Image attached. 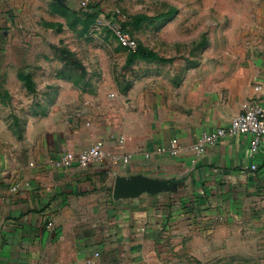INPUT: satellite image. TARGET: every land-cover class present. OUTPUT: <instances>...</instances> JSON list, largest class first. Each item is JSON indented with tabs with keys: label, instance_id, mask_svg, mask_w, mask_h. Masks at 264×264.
<instances>
[{
	"label": "crops",
	"instance_id": "1",
	"mask_svg": "<svg viewBox=\"0 0 264 264\" xmlns=\"http://www.w3.org/2000/svg\"><path fill=\"white\" fill-rule=\"evenodd\" d=\"M226 77L187 106L161 89L143 96L134 89L126 101L102 88L82 99L63 78L36 110L1 118L0 264H175L159 260L164 244L199 258L252 254L264 240V142L255 155L249 134L203 152L193 143L250 103L255 84L264 83V47L242 55ZM173 136L183 144L176 155L160 150ZM98 138L111 154L132 157L53 164L63 150ZM135 172L170 177L177 188L115 197L117 174Z\"/></svg>",
	"mask_w": 264,
	"mask_h": 264
},
{
	"label": "rangeland",
	"instance_id": "2",
	"mask_svg": "<svg viewBox=\"0 0 264 264\" xmlns=\"http://www.w3.org/2000/svg\"><path fill=\"white\" fill-rule=\"evenodd\" d=\"M117 25L160 57L132 56ZM263 47L264 0H91L88 10L79 0H0V119L36 110L63 78L82 99L102 88L126 101L134 89L141 96L161 89L175 104L193 105L216 91L242 55ZM262 242L250 255L213 258L164 244L159 260L264 264Z\"/></svg>",
	"mask_w": 264,
	"mask_h": 264
},
{
	"label": "built area",
	"instance_id": "3",
	"mask_svg": "<svg viewBox=\"0 0 264 264\" xmlns=\"http://www.w3.org/2000/svg\"><path fill=\"white\" fill-rule=\"evenodd\" d=\"M79 5L88 10L91 5V0H79ZM116 35L121 44L127 46L129 49L136 50L139 43L137 39L130 33L129 29L122 25L115 26ZM241 134L250 135V150L255 155L264 142V83L258 81L255 84V93L247 104L239 113H237L228 125H220L209 130H204L197 140L193 143V148L198 152H203L208 145L217 142L219 139L227 136H237ZM161 151H166L170 154H179L183 150V144L178 136H173L167 145L160 147ZM107 147V139L98 138L89 146L75 150L66 149L53 158L55 166H70L78 164L86 167L92 162L110 155ZM115 159L119 157L128 159L132 157L131 152L123 154H111ZM253 167L257 164L253 163ZM18 186L14 185L13 189ZM49 225H54V221L50 220ZM0 222V232H1ZM100 251H96L99 254Z\"/></svg>",
	"mask_w": 264,
	"mask_h": 264
},
{
	"label": "water",
	"instance_id": "4",
	"mask_svg": "<svg viewBox=\"0 0 264 264\" xmlns=\"http://www.w3.org/2000/svg\"><path fill=\"white\" fill-rule=\"evenodd\" d=\"M177 188V181L170 177H156L143 172L117 174L113 193L115 197L138 195L144 191L151 193Z\"/></svg>",
	"mask_w": 264,
	"mask_h": 264
},
{
	"label": "trees",
	"instance_id": "5",
	"mask_svg": "<svg viewBox=\"0 0 264 264\" xmlns=\"http://www.w3.org/2000/svg\"><path fill=\"white\" fill-rule=\"evenodd\" d=\"M132 56H141V57H150V58L160 57V55L157 52H155V51H147L140 44L138 45L136 50H133Z\"/></svg>",
	"mask_w": 264,
	"mask_h": 264
}]
</instances>
